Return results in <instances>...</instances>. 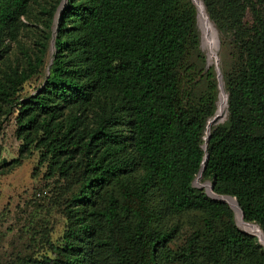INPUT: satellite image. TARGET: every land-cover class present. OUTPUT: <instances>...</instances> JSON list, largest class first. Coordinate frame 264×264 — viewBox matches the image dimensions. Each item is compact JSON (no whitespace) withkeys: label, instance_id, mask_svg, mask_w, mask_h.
<instances>
[{"label":"trees","instance_id":"trees-1","mask_svg":"<svg viewBox=\"0 0 264 264\" xmlns=\"http://www.w3.org/2000/svg\"><path fill=\"white\" fill-rule=\"evenodd\" d=\"M200 1L214 23L220 8L235 23L245 7L252 13L238 63L225 75V120L206 141L218 91L205 108L186 105L177 76L198 17L190 0H64L41 86L12 97L35 72L30 64L0 85V99L16 111L15 165L37 151L47 178L57 174L65 190L78 185L60 237L46 241L50 255L17 264H264L258 238L235 226L232 209L192 186L203 166L211 191L233 197L243 220L264 234V0ZM27 2L0 0V35ZM136 166L143 173L129 180ZM152 190L159 199L149 203ZM190 210L203 224L179 244L175 231L153 225L166 211Z\"/></svg>","mask_w":264,"mask_h":264},{"label":"rangeland","instance_id":"rangeland-1","mask_svg":"<svg viewBox=\"0 0 264 264\" xmlns=\"http://www.w3.org/2000/svg\"><path fill=\"white\" fill-rule=\"evenodd\" d=\"M61 1L28 0L25 13L14 26L6 28L0 35V85L6 84L10 76L28 72L29 64L35 67V72L21 83L20 90L13 98L26 97L41 86L53 53L52 30ZM230 13L220 8L217 22L209 19L215 30L216 65L224 91L225 75L238 63L241 42L248 36L252 21L248 7L241 11L238 23H235ZM38 58L41 59L39 65ZM213 63H208L207 54L201 48L197 17L177 70L182 99L186 105L201 104L205 108L209 103L207 99L219 95L215 76L211 77V74L214 75ZM15 115L14 106L0 99V264H17V258L39 259L43 255H50L46 241L56 243L60 237L65 225L63 208L78 188V185H73L65 190L67 182L57 174L47 178L44 175L45 164H38L37 151H32L15 165L14 159L18 156L20 144L15 132ZM225 116L226 109L223 118L216 124L223 122ZM142 173L141 168L136 166L128 179H137ZM195 183L192 186L203 192L205 183L211 184L210 180H202L201 177ZM108 189L120 203H124L117 183L112 182ZM158 193L152 190L148 202H157ZM98 201L103 202L102 199ZM77 209L80 210L79 206ZM202 217V213L196 210L166 211L159 214L153 225L165 231H175V243L179 244L182 237L201 227ZM236 223L234 217V224L240 229ZM103 225L102 222L96 227V236L106 235Z\"/></svg>","mask_w":264,"mask_h":264},{"label":"bare ground","instance_id":"bare-ground-1","mask_svg":"<svg viewBox=\"0 0 264 264\" xmlns=\"http://www.w3.org/2000/svg\"><path fill=\"white\" fill-rule=\"evenodd\" d=\"M197 11H198V26L201 32V48L203 51L207 54V60L208 63L214 62L216 60V49H217V42H216V35L214 27L211 23V21L208 19L200 0H194ZM63 4V2H62ZM62 6V5H61ZM61 6L58 10V13L61 9ZM219 83V96L216 104V111L212 118H210L207 121L206 129L204 132V140L206 141V138L208 136V133L210 131V128L216 124L218 121H220L224 114L226 109V100H225V91L223 88V84L221 81V77L217 78ZM205 145V144H204ZM196 182V180H195ZM207 192H209L208 185L205 183L204 185ZM227 202L232 206V208L235 211V220L237 221V226L243 231L248 234L254 235L258 238L262 246L264 247V234L260 230V228L255 224L247 223L243 220V218L240 216L239 210L237 209V206L234 202V200L230 197H225Z\"/></svg>","mask_w":264,"mask_h":264},{"label":"water","instance_id":"water-1","mask_svg":"<svg viewBox=\"0 0 264 264\" xmlns=\"http://www.w3.org/2000/svg\"><path fill=\"white\" fill-rule=\"evenodd\" d=\"M62 1L64 2V0H62ZM190 1H191V2L193 3V5L195 6V9H196V16H197V7H196V4H195L194 0H190ZM202 7H203V6H202ZM51 43H53V37H52V39H51ZM213 68H214V71H215V77H216V79H217L218 77L220 78V77H221V74H220L219 69H218V67H217V65H216V60H214ZM225 100H226V94H225ZM207 138H208V136H207ZM207 138H206V140H207ZM202 147L204 148L205 145H202ZM204 159H205V157H204ZM202 169H203V166L199 169V171H198V173H197V175H196L194 181L192 182L193 184H196V183H195V180L198 179V178L200 177ZM206 184L208 185V188H209V192H207L206 189L204 188L206 195L212 197L213 199H217V200H221V201L225 202V203L230 207V209H232V211H233V213H234V217H235V211H234V209L232 208V206H231V205L227 202V200L225 199V197H230V196H228V195H219V194H215V193H213V192L211 191V189H212V184H209V183H206ZM230 198H232V199L234 200V202H235V204H236V206H237V203H236L235 199H234L233 197H230ZM237 209L239 210L240 216L242 217V212L240 211V209L238 208V206H237ZM257 240H258V239H257ZM258 242L260 243L259 240H258ZM260 244H261V243H260ZM261 245H262V244H261ZM263 249H264V247H263Z\"/></svg>","mask_w":264,"mask_h":264}]
</instances>
